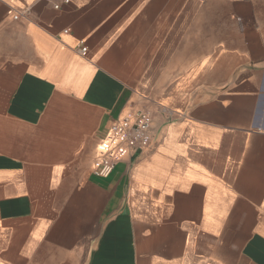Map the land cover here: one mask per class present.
<instances>
[{"label":"crops","instance_id":"obj_1","mask_svg":"<svg viewBox=\"0 0 264 264\" xmlns=\"http://www.w3.org/2000/svg\"><path fill=\"white\" fill-rule=\"evenodd\" d=\"M0 264H264V0H0Z\"/></svg>","mask_w":264,"mask_h":264},{"label":"built area","instance_id":"obj_2","mask_svg":"<svg viewBox=\"0 0 264 264\" xmlns=\"http://www.w3.org/2000/svg\"><path fill=\"white\" fill-rule=\"evenodd\" d=\"M81 51L86 50L81 46ZM122 127L112 125V133L98 146L94 173L108 176L117 161L131 156L138 148H148L152 143V118L144 110H137L123 119ZM102 147V148H100Z\"/></svg>","mask_w":264,"mask_h":264}]
</instances>
